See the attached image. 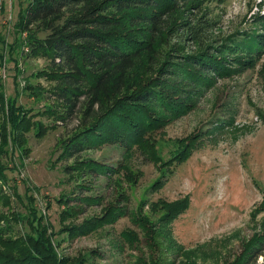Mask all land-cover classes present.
Instances as JSON below:
<instances>
[{"label": "rangeland", "instance_id": "obj_1", "mask_svg": "<svg viewBox=\"0 0 264 264\" xmlns=\"http://www.w3.org/2000/svg\"><path fill=\"white\" fill-rule=\"evenodd\" d=\"M28 1L0 0V86L5 93L0 174L7 176L0 181L6 193L0 197V214L11 218V238L35 233L32 221L46 228L56 252L70 258V264H182L186 258L235 264L253 238L264 237V0L181 4L170 15L173 29L160 46L163 58L178 47L198 52L232 37L259 34L251 64L240 63L233 76L218 78L204 94L197 90L181 117L161 115L142 149L109 140L68 160L61 158V143L81 119H58L64 109L46 91L53 86L45 75L49 62L31 56L28 33L19 25V11ZM201 18L208 25L203 22V41L196 42L180 21L197 24ZM9 104L26 112L27 125L20 132L9 119ZM178 143L182 152L175 155ZM88 159L118 173L64 171L66 165ZM65 196H95L97 203L83 201L77 214L61 220L64 204L58 200ZM184 198L190 206L176 213L171 236L159 218L163 207L168 210ZM114 209L122 211L114 222L68 237L65 226ZM179 243L191 250H179ZM251 264H264V255Z\"/></svg>", "mask_w": 264, "mask_h": 264}, {"label": "trees", "instance_id": "obj_2", "mask_svg": "<svg viewBox=\"0 0 264 264\" xmlns=\"http://www.w3.org/2000/svg\"><path fill=\"white\" fill-rule=\"evenodd\" d=\"M187 1L29 0L23 11L20 9L19 25L28 33L31 56L49 62L50 70L45 75L53 86L46 91L63 106L58 119L65 122L81 119L79 128L61 143L62 159L77 158L92 145L109 140L125 143L129 149H142L141 144L161 115L181 117L189 112L197 90L204 94L214 87L218 78L233 76L240 63L251 64L258 47L254 40L259 34L232 37L198 52H184L178 47L163 58L160 46L173 29L170 15ZM203 22L206 28L208 20L204 18L197 24L191 20L180 24L190 38L201 42ZM0 41L4 42L1 34ZM1 103H5V93L0 86ZM8 108L9 119L20 132L27 125L26 112L20 114L13 104ZM180 146L178 143L175 155L182 152ZM64 171L93 176L118 173L113 167L91 159L76 160L66 165ZM6 178L0 174V181ZM5 195L0 184V197ZM58 201L64 204L60 213L63 220L77 214L83 201L92 205L97 203V198L65 196ZM170 206L168 210L163 207L159 221L172 236L169 226L178 211L190 206V200L184 198ZM121 213L114 209L104 216L65 226L68 237L87 235L114 222ZM28 222L35 233L11 238L15 232L11 218L0 214V264L71 263L70 258L60 257L56 252L44 226ZM263 244L264 237L253 238L235 264L257 261L264 255ZM178 248L183 252L191 250L180 243ZM185 260L182 264H199L194 258Z\"/></svg>", "mask_w": 264, "mask_h": 264}]
</instances>
